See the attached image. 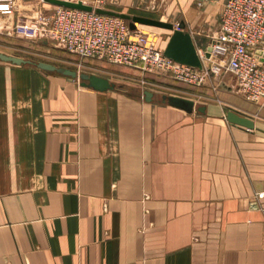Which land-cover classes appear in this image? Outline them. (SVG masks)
<instances>
[{
	"label": "crops",
	"instance_id": "crops-1",
	"mask_svg": "<svg viewBox=\"0 0 264 264\" xmlns=\"http://www.w3.org/2000/svg\"><path fill=\"white\" fill-rule=\"evenodd\" d=\"M117 1L204 50L226 0ZM50 8L16 0L0 14V51L25 58L15 20ZM139 26L163 31L152 30L163 50L172 30ZM149 73L147 101L0 61V264H264V113L211 99L210 79L166 93L193 100L186 112L155 88L169 75Z\"/></svg>",
	"mask_w": 264,
	"mask_h": 264
},
{
	"label": "built area",
	"instance_id": "built-area-1",
	"mask_svg": "<svg viewBox=\"0 0 264 264\" xmlns=\"http://www.w3.org/2000/svg\"><path fill=\"white\" fill-rule=\"evenodd\" d=\"M68 1H81L93 9L51 5L48 10L19 16L14 32L30 40H51L81 58L104 60L140 72H161L190 85H202L211 76L229 72L246 99L264 105V56L256 53L264 40V0L225 1L218 30L208 46L209 57L204 55L206 49H197L200 69L166 57L157 47L154 33L138 25L131 30L126 20L94 11L110 0ZM15 5L16 0H0V14H13ZM257 197L263 198L264 192Z\"/></svg>",
	"mask_w": 264,
	"mask_h": 264
},
{
	"label": "rangeland",
	"instance_id": "rangeland-1",
	"mask_svg": "<svg viewBox=\"0 0 264 264\" xmlns=\"http://www.w3.org/2000/svg\"><path fill=\"white\" fill-rule=\"evenodd\" d=\"M104 8L109 10H114L117 12L125 11L121 9V7H119L117 0L108 1L105 4ZM138 27L145 31L148 30V32L151 33L153 31L163 32L160 29H154L151 27H145L139 25ZM155 35L157 36V42H156L157 45L160 36L159 33ZM23 39L24 38L19 35V37H17L13 41V44L16 45L17 47L22 48L23 51L20 52H22L25 58H29L34 61H45L55 64L57 66L71 68L76 70L78 73L97 72L104 75L110 81L114 82L117 87L120 88L122 87V89L129 92H137L141 94L142 90L147 89L146 87H149L151 85L147 81L148 80L147 75L150 74L149 72H140L137 69L111 64L104 60L81 58L79 56L67 52L62 47H60L59 45L48 39H33V40H29V42ZM76 80L79 82L78 79ZM163 81L166 82L164 83V85L167 86L166 88L157 87V86L155 87L156 90L161 92L162 95L166 94L167 92L168 93L177 92L176 90L182 89L183 86L189 88V90H193L195 88L200 87L190 84H189L190 86L182 85L178 83V81L172 78L171 76L163 79ZM169 87L170 89H168ZM222 92H224L225 98H228L230 104L236 107L237 109H241L242 111L248 114L258 115L257 117H261L262 113H264V105L260 101L256 102V101L248 100L239 92L235 78L229 72H222L219 75L210 77V98L222 99L223 97ZM156 97L159 98L160 93H157Z\"/></svg>",
	"mask_w": 264,
	"mask_h": 264
},
{
	"label": "water",
	"instance_id": "water-1",
	"mask_svg": "<svg viewBox=\"0 0 264 264\" xmlns=\"http://www.w3.org/2000/svg\"><path fill=\"white\" fill-rule=\"evenodd\" d=\"M51 5H58L64 7H70L75 9H81L86 11H91L93 7L89 4H85L81 1H68V0H43ZM95 12L100 14H106L111 16H116L122 18L128 22V26L131 30L136 29L137 25H148L153 27L165 28L172 30V33L163 48V54L181 64L189 65L196 68H202V61L197 52V48L193 42L190 33L186 30L178 28H173V24L164 22L161 20L143 17L139 15H130L124 12H117L114 10H109L101 7H96ZM211 48L207 47L205 51V57H209V52ZM257 54L264 56V51L256 50ZM262 60V58H260ZM0 61L9 62L16 65H32L41 70L56 72L68 76L70 80L78 79L79 84L84 87H88L97 91L114 90L117 88L116 84L109 79L99 76L93 73L77 72L74 69L57 66L55 64L45 62V61H34L29 58H23L20 56L6 54L0 51ZM153 93L150 90L144 89L142 91V97L149 101L152 99ZM162 101L166 102L168 105L182 109L186 112H191L193 110L194 101L185 97L177 95H161ZM197 111H204V107H198ZM225 119L235 125L244 127L246 129L255 128L253 120L248 117L236 114L233 111H227L225 114Z\"/></svg>",
	"mask_w": 264,
	"mask_h": 264
}]
</instances>
